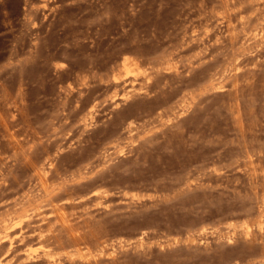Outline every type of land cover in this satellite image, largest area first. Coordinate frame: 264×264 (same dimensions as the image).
Returning <instances> with one entry per match:
<instances>
[{
  "label": "rangeland",
  "instance_id": "374dc122",
  "mask_svg": "<svg viewBox=\"0 0 264 264\" xmlns=\"http://www.w3.org/2000/svg\"><path fill=\"white\" fill-rule=\"evenodd\" d=\"M0 264H264V0H0Z\"/></svg>",
  "mask_w": 264,
  "mask_h": 264
},
{
  "label": "bare ground",
  "instance_id": "6f19581e",
  "mask_svg": "<svg viewBox=\"0 0 264 264\" xmlns=\"http://www.w3.org/2000/svg\"><path fill=\"white\" fill-rule=\"evenodd\" d=\"M249 230V229H248ZM3 233H4V235L3 236H1V239H3V241H6V240H9V243H10V246L11 245H14L13 243H14V238H13V234L10 232V231H7V229H4V231H2ZM142 238V237H141ZM26 251H27V254L28 255H30V257L32 258V255L34 254V252H35V250L33 249V247H32V245H30V244H28L27 245V249H26ZM45 251V253L46 254H48V256H49V253L46 251V250H44ZM101 251H102V249H101ZM103 252V251H102ZM51 253V252H50ZM27 255V256H28ZM52 256V255H51ZM50 256V257H51Z\"/></svg>",
  "mask_w": 264,
  "mask_h": 264
}]
</instances>
